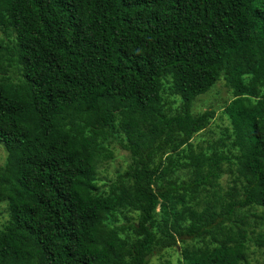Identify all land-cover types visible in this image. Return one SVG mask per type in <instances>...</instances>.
Here are the masks:
<instances>
[{"label":"trees","instance_id":"trees-1","mask_svg":"<svg viewBox=\"0 0 264 264\" xmlns=\"http://www.w3.org/2000/svg\"><path fill=\"white\" fill-rule=\"evenodd\" d=\"M0 149V264H252L264 0H0Z\"/></svg>","mask_w":264,"mask_h":264},{"label":"rangeland","instance_id":"rangeland-1","mask_svg":"<svg viewBox=\"0 0 264 264\" xmlns=\"http://www.w3.org/2000/svg\"><path fill=\"white\" fill-rule=\"evenodd\" d=\"M230 98V94L226 87L222 85L221 82H217L212 88H210L205 94L200 95L194 102V111H202L209 107H216L217 114L215 116V120L209 125V127L198 133L195 136V139H202L207 135H214L218 130L216 128V124H219L218 114L222 109L224 103L228 102ZM114 159H108L106 163L101 165L99 169V176L103 178V180L112 178L116 170H123L127 163V152L117 148L114 153ZM6 156V151L4 149H0V164L3 163ZM0 222L3 221L7 217V212L4 209V203H0ZM171 255H164L163 261L168 259L170 264H182L179 262L180 253L176 250L171 251ZM252 264H264V250L255 249L252 253ZM150 264H162V259L160 260L157 257H153L150 260Z\"/></svg>","mask_w":264,"mask_h":264}]
</instances>
